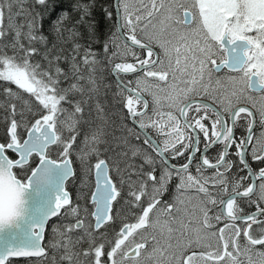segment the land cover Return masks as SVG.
<instances>
[{
  "label": "snow or ice",
  "instance_id": "obj_1",
  "mask_svg": "<svg viewBox=\"0 0 264 264\" xmlns=\"http://www.w3.org/2000/svg\"><path fill=\"white\" fill-rule=\"evenodd\" d=\"M27 2L0 0V81L22 90L5 87V99L0 101L7 122V140L0 142V235L27 223L29 208L23 219H18L22 195L38 196L54 181L58 194L47 222L32 227L31 245L0 244V264H14L12 258H24V264H44L50 259L57 264L54 256L49 257L48 248L67 264H264V167L255 170L250 163L264 162V0H112L104 7L106 18H115V31L103 50L116 77V95L127 118L140 129V133H135V128L129 131L137 139L143 135V144L155 153L143 155L145 164L151 166L148 171L130 164L138 179L132 180L129 173L127 181L122 176L114 180L115 166L98 147L105 143L102 125L85 134L83 147L74 148L79 126L92 122L91 109L86 112L85 106L98 92L97 66L101 60L90 46L77 42H73L69 56L50 57V50L40 53L32 45L47 43L41 31L43 21L56 11L59 0H33L41 11L24 8ZM94 3L77 0L72 5L80 15L71 28L64 25L68 11L60 10L50 21L51 33L64 41L67 32L66 40L74 41L80 36L76 25H84L95 41L94 21L87 19ZM14 5L18 6L15 12ZM20 16L25 20L17 23L15 18ZM5 48L12 49V55ZM110 48L113 51L109 52ZM37 54L48 62V69L33 63ZM115 57L121 62L114 63ZM60 60L69 63L67 72L59 66ZM122 74L135 77L125 81ZM61 79L69 81L67 87H59ZM151 87L161 92L167 89L166 98L175 113L159 111L161 98L150 91ZM221 89L222 97L217 95ZM24 93L38 104L24 99ZM77 94L78 99L74 98ZM145 94L152 96L151 111ZM16 100L22 101L19 110L13 102ZM95 111L98 116L103 112L98 101ZM28 114L38 118L29 121ZM257 125L262 129L259 134L254 132ZM238 127L245 134L237 136ZM21 128L26 137L18 133ZM149 128L162 139H154ZM52 146H56V159L49 156ZM213 147H217L214 161L207 154ZM230 150L236 160L230 158ZM73 154L79 161L81 186L90 189L83 194V203H74L66 188L67 181L76 175ZM138 154L140 149L132 153ZM34 156L39 163L29 169ZM179 157L185 162L170 163ZM234 165L238 172L230 180L227 173ZM14 170H21V177L30 174L26 179L18 178ZM208 170L213 171L205 175ZM240 171L246 174L241 176ZM115 174L119 175L118 168ZM174 176L179 178V195L172 203L162 202ZM245 180L251 182L244 185ZM192 189L203 196L194 211L182 213L178 205L185 204L182 197ZM238 199L255 205V210L242 214ZM118 200L140 212L130 213L135 222H123L109 238L105 226L114 221L113 205ZM37 210L34 205L32 211ZM161 213L166 217V229L159 227ZM56 217L60 223L52 227L54 242L45 245L47 226ZM221 223L223 226L217 227ZM102 228L105 231L101 232ZM98 241H106L107 247ZM82 242L87 248L74 251Z\"/></svg>",
  "mask_w": 264,
  "mask_h": 264
},
{
  "label": "trees",
  "instance_id": "obj_2",
  "mask_svg": "<svg viewBox=\"0 0 264 264\" xmlns=\"http://www.w3.org/2000/svg\"><path fill=\"white\" fill-rule=\"evenodd\" d=\"M77 0H59V7L56 8V11L52 12L50 16H47L45 20L43 21V27L41 31L45 36H47L48 40L46 44H41L39 42L34 43L32 46L37 48L40 53H43L45 51H49V56H55L57 54L61 56H69L71 53V49L73 46V42L80 43L84 46H90L91 49L97 54V57L101 60L102 64L98 65V71H97V84H98V92L93 95V99L89 100L88 105L85 106L86 112L91 109V124H81L79 126L80 128V134L76 138V143L74 144V148L83 147V138L86 133L90 135L91 130L96 128L98 125H102L104 136L103 139L105 143L100 144L98 147L100 148L101 153L104 157L109 158V161L112 165H114L113 169V177L114 180L118 181L120 177L122 176L126 181L129 178V173H131V179L137 180L138 176L135 171H133V168H130L129 165H133L135 167L143 166L145 165L143 155L145 152L151 153V151L148 149L147 145L143 144V135L140 136L139 139H137V136L135 133H140L139 129L135 127L131 120L127 118L126 110L122 108V104L119 102L120 98L116 95L117 87H116V77L111 74L110 72V65L108 64L107 58L104 55V43L108 38L112 35V33L115 31L114 27V17L113 20H108L104 14V7H107L112 4V0H95V3L91 9L92 15L90 17H87L90 21H94V35H95V41L90 39L89 37V31L84 25H76L78 31L80 32V36L75 37L74 41H67V32L64 33L65 40L64 41H58L56 37L51 33L50 31V21L55 18L57 13L60 10H67L69 13V18L64 22L65 27L71 28L73 25H75V22L79 19L80 13L77 11H74L72 8V5L75 4ZM80 3L83 4H89L92 3V0H79ZM16 5L13 6V12L17 11ZM24 8L32 9L35 7L36 11H41L40 6L33 4V0H28L26 4L23 5ZM16 22L21 23L25 20V17L20 16L16 17ZM7 23V20L5 21ZM24 31H27L25 28ZM12 33H9V36L7 37L8 40H11ZM22 42L27 46V41L24 40L23 36L21 37ZM55 45V47H53ZM63 49V51H60ZM5 52L8 53V55H12V49L5 48ZM113 51L112 48L109 49V52ZM83 52V48L81 49V53ZM79 60V57L77 58ZM33 63L38 62L41 66V69H48V62L43 58L42 55H34L32 57ZM113 62H121L120 57L113 58ZM132 62V61H130ZM59 66L67 72L69 69V63L66 60H60L58 61ZM122 80H130L131 76H121ZM69 81L61 79V82L59 84V87H67ZM11 88L13 91H22L17 89V86L14 84H11L10 82L0 81V101L4 100L5 97L3 95L4 88ZM24 99H32L33 105H37L38 102L34 101V98H31L29 94L24 93L23 94ZM73 97H70V99ZM74 98H80L79 94H77ZM99 102L101 107L103 108V112L99 114L95 111V103ZM17 104L18 110L20 107H22V101L16 100L13 101ZM65 107H70L69 105H64ZM6 116V112L4 108H0V142H6L7 140V122L4 120V117ZM35 118L31 116V114H28V120L34 121ZM17 119L19 120V116H17ZM135 128V133L130 132L129 129ZM18 133L24 137H26V132L24 129H18ZM151 133V132H150ZM67 135V133H65ZM137 149L141 150V154H138L136 156H133L132 153L136 151ZM57 152H56V146L53 147L50 152L49 156L53 159L57 158ZM230 158L233 160H236L233 155H230ZM73 160V166L76 169V175L77 178L81 177L80 172V165L79 161L76 159L75 154L72 155ZM38 158L33 157L29 169L35 167L38 164ZM94 162V158H93ZM150 165L143 166L144 171H148ZM119 169V175L115 174V169ZM15 172L18 173V178H25L26 175L30 174V171L26 173L23 177L19 175L21 170H15ZM238 169L233 168L231 172L227 173L229 179L231 180L233 173H237ZM239 175L243 176L246 174L245 171H240L238 173ZM250 180L243 181L244 185L249 184ZM124 187H127V184L124 185ZM229 191H231V187L229 186ZM238 204L243 209V214H247L251 211L255 210V205H247L243 203L241 200L238 199ZM119 204V200L116 204H114V217L116 219H121L125 215H130V213H133L134 211L137 212L136 207L128 208L127 206H121L116 212L117 206ZM263 205V204H262ZM261 205V206H262ZM116 212V213H115ZM256 227V226H254ZM14 261V264H20L24 261Z\"/></svg>",
  "mask_w": 264,
  "mask_h": 264
},
{
  "label": "flooded vegetation",
  "instance_id": "obj_3",
  "mask_svg": "<svg viewBox=\"0 0 264 264\" xmlns=\"http://www.w3.org/2000/svg\"><path fill=\"white\" fill-rule=\"evenodd\" d=\"M141 55H143V53H142ZM130 61H132L131 58H129L128 62H130ZM134 77H135V76L131 77L130 80L134 79ZM160 83L162 84V82H160ZM217 95H220V96L222 97V96L224 95V90L221 89V90L219 91V93H217ZM205 97H207V96H205ZM207 99H208V97H207ZM209 100H210V99H209ZM210 101H211V100H210ZM211 102H212V101H211ZM241 106H242V105H241ZM243 106H247V105H243ZM190 115H191V113H190ZM164 119L166 120V117H164ZM236 131H237V132H236V133H237V136H240V135H242V134H245L244 129H243L242 127H238V128L236 129ZM260 131H262V129H260L259 126L257 125V127L254 128V132H256L257 134H259ZM154 134H155V136H156V138H157L158 141L162 139V137H158V136H157V134L155 133V131H154ZM156 138H155V139H156ZM217 147H222V146H217ZM217 147H213V148L210 149L209 152L207 153L208 156H209V158L212 159L213 161L215 160V157H216V154H217ZM148 149H149V148H148ZM201 149H203V140L201 141ZM149 150L152 152L151 149H149ZM229 154H230V153H229ZM187 155H188V153H185V156H187ZM199 155H200V153H197V157H199ZM153 156H155V153H153ZM157 159H158V158H157ZM170 162L173 163V164H176V165H180V164H182V163L185 162V159H184V157H179V158H177V159H175V160L170 159ZM250 163L252 164V167H253V169H255V170H258L260 167H264V162L251 161V160H250ZM145 165H146V164H145ZM145 165H143V166H145ZM233 168H236V166L234 165ZM233 168H232V169H233ZM191 171L193 172V174H195V169H194V168H192ZM212 171H213V170H208L207 172H205V175H210ZM156 175H157V176L160 175V164H159V162H158L157 165H156ZM89 179L91 180V178H89ZM80 181H81V178H77V176H75V177L71 178V179L67 182V184H66V188H67V190L69 191V193L71 194L74 203H83V202H84V199H85V197H84L83 194L86 193V192H90V189H89V188H83V187L81 186ZM178 182H179V178L176 177V176H174V177L172 178V180L170 181V183L168 184V190H167V192L163 195V197H162V202H169V203H172V202L174 201L175 197H176L177 195H179V194L176 192V185H177ZM257 183H258V181H257ZM124 188H125V190H126L127 187H124ZM186 193H188L189 195H192V196H194V195L197 194V193L195 192L194 189L189 190V191L186 192ZM122 194H123V193H122ZM198 195H200L201 197L203 196L202 193H200V194H198ZM142 202H143V198H142ZM113 206H114V205H113ZM121 206H125V205H123V203H122L121 201H119V204H118V206H117L116 212H117V210H118L119 208H121ZM262 207H264V204L262 205ZM174 211H175V210H174ZM116 212H115V213H116ZM138 212H140V209H139V208L137 209V212L134 211L133 213H138ZM242 214H243V213H242ZM113 215H114V208H113ZM163 217H164V214H163ZM123 222H129V223H131V222H135V217H134L133 215H125V216H123L121 219H116V217H115L114 221H113L111 224L105 226L106 229H107V236H108L109 238H111V237L114 235L113 230L118 231L119 228L121 227V225H122ZM59 223H60V219H59V217H56L55 219H53V220L50 222V224H49V226H48V228H47L48 231H47L46 234H45V240H44V244H45V245L49 244L50 242H54V241H53V234H52V227L55 226L56 224H59ZM222 226H223V223L217 225V227H222ZM100 231H101V232L105 231V228H102ZM99 242H105V243H106V241H98V243H99ZM87 246H88V245H87L86 243H83V242H82L80 245H78V246L74 249V251H80V250L83 249V248H87ZM106 247H107V243H106ZM47 251H48L49 257H53V256H54L55 261L57 262V264H67L66 261H61V260H60V254L57 253L54 249L48 248ZM61 251H62V249H61ZM32 259H35V258H32ZM80 260L83 261V260H84V257L81 256V257H80ZM44 264H53V261H52L51 259H50V260H46V261H44Z\"/></svg>",
  "mask_w": 264,
  "mask_h": 264
},
{
  "label": "water",
  "instance_id": "obj_4",
  "mask_svg": "<svg viewBox=\"0 0 264 264\" xmlns=\"http://www.w3.org/2000/svg\"><path fill=\"white\" fill-rule=\"evenodd\" d=\"M126 75H132V74H126ZM57 194L58 191L55 181L50 186L45 188L42 191V193L38 196L30 193L28 196L29 214H28L27 223H22L19 229L5 231L3 235H0V244L16 242L25 245H31L34 241V238L31 235L32 227L47 222L46 220L47 214L50 211V209L54 206ZM34 205L38 209L37 211H32ZM0 251H2V249H0ZM12 260L21 261L24 260V258H12Z\"/></svg>",
  "mask_w": 264,
  "mask_h": 264
},
{
  "label": "rangeland",
  "instance_id": "obj_5",
  "mask_svg": "<svg viewBox=\"0 0 264 264\" xmlns=\"http://www.w3.org/2000/svg\"><path fill=\"white\" fill-rule=\"evenodd\" d=\"M117 43H119V41H117ZM162 85H163V82H162ZM180 86L183 87V85H180ZM150 91L154 92V93H157L160 96V98H161L160 99V106H159V111L160 112H162V113L174 112L175 113V109L169 107V104L171 103V101L166 98L167 89L164 92H161L158 89H156L155 87H151ZM145 95H146L147 99L149 100V110L151 111V109L153 107V105H152V96L148 95V94H145ZM203 98L205 100H207L209 103H211V101L209 99H207V97H203ZM198 99H199V97H198ZM176 114L178 115V113H176ZM164 117H166V116H164ZM166 119H167V117H166ZM235 132H237V131L235 130ZM236 135H237V133H236ZM230 155H233L232 154V150H230ZM209 188H210V190H213L211 185H209ZM213 194L214 195L216 194L215 190H213ZM182 198L185 200V204L183 206H179L178 205V207H181L182 213H183V210H187V211H190V212L194 211V206L198 204L199 199L201 198V196L198 195V194L192 196V195H189L188 193H185ZM197 217H198V213H196V215H194L192 217L193 226H195V224H196ZM165 219H166L165 215L163 217V213H161L160 214L161 224L159 226L160 228H165L166 229V225L164 224V220ZM173 227H175V225H173ZM156 234L159 235V233H156ZM177 235H178V233H173L174 237L177 236ZM165 236H166V233H165ZM171 242L175 243V239H173ZM197 251H199V249H197Z\"/></svg>",
  "mask_w": 264,
  "mask_h": 264
},
{
  "label": "clouds",
  "instance_id": "obj_6",
  "mask_svg": "<svg viewBox=\"0 0 264 264\" xmlns=\"http://www.w3.org/2000/svg\"><path fill=\"white\" fill-rule=\"evenodd\" d=\"M28 208H29L28 196L26 194H24L19 198V203L17 205V211L19 212L18 219H23V217L26 213V210Z\"/></svg>",
  "mask_w": 264,
  "mask_h": 264
}]
</instances>
